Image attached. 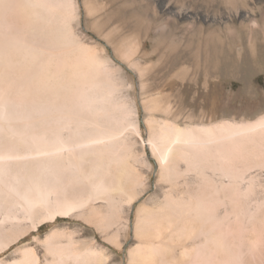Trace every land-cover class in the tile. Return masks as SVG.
<instances>
[{
	"label": "bare ground",
	"instance_id": "1",
	"mask_svg": "<svg viewBox=\"0 0 264 264\" xmlns=\"http://www.w3.org/2000/svg\"><path fill=\"white\" fill-rule=\"evenodd\" d=\"M148 1L155 13V0ZM106 5L104 0H0V249L18 238L26 218L36 228L42 220L75 211L109 229L106 217L112 208L124 199L136 200L144 179L137 150L128 141L134 131L143 136L157 166L160 193L135 210L137 243L128 251V262L242 263L235 247L243 249L245 234L264 225V188L261 197L253 196L255 183L264 185V114L247 120L189 113L183 123L181 111L161 91L147 89L154 63L143 61L148 52L137 31L143 17L119 18L106 31L118 15L105 12ZM162 6L167 9L163 20L147 12L144 18L160 37L167 38L166 29L179 16L186 17L189 30L205 31L199 15H189L184 6ZM100 10L105 14L97 15ZM82 11L96 16L94 24L112 53L84 40L77 29ZM130 24L133 28L125 33ZM249 24L256 26L257 19L250 18ZM201 49L193 53L198 63ZM116 55L136 72L148 114L146 136L139 131L137 93L126 94ZM187 70L183 64L175 75L184 77ZM75 185L84 191L72 194ZM37 205L42 213L36 212ZM66 229L55 227L41 240L44 264L108 262L103 247L80 248ZM16 252L0 264H38L33 246Z\"/></svg>",
	"mask_w": 264,
	"mask_h": 264
},
{
	"label": "rangeland",
	"instance_id": "2",
	"mask_svg": "<svg viewBox=\"0 0 264 264\" xmlns=\"http://www.w3.org/2000/svg\"><path fill=\"white\" fill-rule=\"evenodd\" d=\"M104 1H107L105 12L116 11L118 13L117 16L113 15L112 22L105 27L106 31L117 25L119 18L130 17L134 14L139 15V19L143 17V21L137 27V31L139 34L141 33L144 42V50L148 52L143 61L154 63L148 78L147 89L155 93L161 91L160 94L167 97L181 111L183 123L188 122L185 117L189 113L198 116L205 112L208 116H213L214 119L247 120H254L264 114V0H234V3L230 0H155L157 10L155 13L149 7L148 0ZM166 2H171L172 7L176 8L184 6L190 10L189 15H199V20L202 22L205 31L200 30L202 31L200 33L194 32L192 29L189 30L185 27L188 20L182 16L177 17V21L171 22L170 28L166 29L165 36L168 35V39L160 37L161 34L156 30L148 29L144 20L146 12L150 16L155 15V21L163 20L167 16V9L162 4ZM119 6H122L121 10ZM104 11L100 10L97 15H103ZM95 17L86 15L82 11L77 29L82 33L84 40L95 42L102 48L105 47L104 49L110 54L112 47L94 24ZM207 17L212 19L214 17V20H208ZM250 18H256L258 24L251 26L249 24ZM133 26L134 24L126 27L124 32L128 33ZM198 46L202 48L203 55L199 63L193 57ZM205 53L207 55H204ZM115 62L123 69L122 79L127 87V90L125 89L126 94L128 92L134 96L137 93L139 131L146 136L148 127L145 120L148 114L140 100V84L136 72L117 55ZM183 64L188 66V70L184 77L179 78L175 75V71ZM126 94L123 92L124 97ZM162 115V113H158V116ZM130 135L132 136L131 141H128L131 148L137 150L136 153L140 159L137 163L143 173L144 183L142 182L136 189V196L133 195L136 200L130 201V203L129 199H124L120 206L112 208L110 217H106L112 223L109 229L106 228L108 231L94 221H88L79 215L75 216L77 214L75 211L57 214L53 220H42L37 223L36 228L31 225L32 220L26 218V221L23 219L25 222L22 220L21 224H27V226H24L23 232L18 238L0 249V260L3 258L10 260L11 257L18 255L16 252L18 248L30 245L38 254V264H44L47 257L41 240L51 229L58 227L60 229L67 228L66 231L71 232L78 244L81 243L80 246L78 245L80 248L87 245L103 247L104 252L106 251V261L108 260L107 263L105 262L106 264H130L127 259L128 251L137 243L132 229L135 210L148 197L160 193L156 174L157 166L152 158L149 159L148 151L143 146L145 142L143 136L141 137L138 133L135 134L134 131ZM259 180H262L261 176H259ZM140 186L141 188H139ZM263 188L264 185L255 183L254 198L262 196ZM83 191L84 189L78 185L70 188L72 194ZM114 210H117V214ZM36 212H43L40 205L36 206ZM113 213L117 218L113 216ZM16 221L18 222V220ZM16 221L15 223H17ZM114 222H118V224L115 225ZM101 228L103 230H100ZM261 228L256 229V231L249 230L245 234L246 242L243 249L241 246L235 247L238 253H241L239 255L242 257L243 264H264V225ZM250 231L252 232L250 233ZM187 242L184 239L188 250L191 249L193 254L194 248L191 247L190 242ZM196 253V257L201 254L200 252ZM189 256L187 255L185 258L189 259ZM242 263L235 262V264Z\"/></svg>",
	"mask_w": 264,
	"mask_h": 264
}]
</instances>
